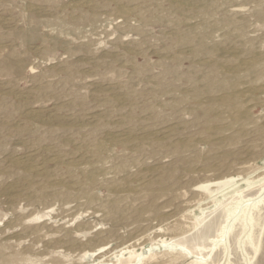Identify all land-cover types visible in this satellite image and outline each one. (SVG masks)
I'll list each match as a JSON object with an SVG mask.
<instances>
[{"label":"rangeland","instance_id":"1","mask_svg":"<svg viewBox=\"0 0 264 264\" xmlns=\"http://www.w3.org/2000/svg\"><path fill=\"white\" fill-rule=\"evenodd\" d=\"M11 1L0 0V264H88L85 251L138 246L159 228L182 241L187 210L206 199L210 214L227 193L197 186L264 176V94L251 91L264 86V0ZM233 92L245 123L223 103ZM253 242L242 253L230 238L231 264H263Z\"/></svg>","mask_w":264,"mask_h":264},{"label":"bare ground","instance_id":"2","mask_svg":"<svg viewBox=\"0 0 264 264\" xmlns=\"http://www.w3.org/2000/svg\"><path fill=\"white\" fill-rule=\"evenodd\" d=\"M34 1V0H33ZM92 1V0H91ZM13 2V0L11 1ZM36 3V2H35ZM95 3V2H94ZM72 7V6H71ZM99 7V6H98ZM27 8V7H26ZM40 9V7H39ZM45 9V8H44ZM48 9V8H46ZM93 9V8H92ZM240 9V8H239ZM243 9V8H242ZM234 9H231V11ZM11 11V9H10ZM9 11V12H10ZM28 11V9H27ZM236 12V9L234 10ZM232 11V12H234ZM4 12V10H3ZM242 12V11H241ZM244 12V11H243ZM8 14V13H7ZM23 14V13H22ZM21 14V16H22ZM202 14V13H201ZM89 15V14H88ZM146 15V14H145ZM19 16V15H18ZM11 17V16H10ZM139 17V16H138ZM216 17V16H215ZM236 17V16H235ZM8 18V17H7ZM14 18V17H13ZM144 18V17H142ZM9 19V18H8ZM231 19V18H230ZM28 20V19H27ZM127 20V19H126ZM208 20V19H207ZM10 21V20H9ZM30 21V20H29ZM32 21V20H31ZM11 23V22H10ZM31 23V22H29ZM7 24V23H6ZM190 24V23H189ZM215 24V23H214ZM234 24V23H233ZM4 25V24H3ZM18 25V24H17ZM12 26V25H11ZM33 27V25H32ZM31 27V28H32ZM16 29V28H15ZM19 30V29H17ZM25 30V29H24ZM23 30V31H24ZM244 30V29H243ZM245 31V30H244ZM243 31V32H244ZM236 32V31H235ZM238 33V32H237ZM249 33V32H248ZM194 35V34H193ZM235 35V34H234ZM244 35V34H242ZM1 36V35H0ZM225 36V35H224ZM228 36H226L227 38ZM34 38V37H33ZM192 38V37H191ZM225 38V37H224ZM245 39V37H244ZM243 41V40H241ZM252 41V40H251ZM247 43V41H245ZM234 43V42H233ZM122 44V43H121ZM227 44V43H226ZM259 44V43H258ZM45 45V44H44ZM43 45V46H44ZM180 45V44H179ZM247 45V44H246ZM251 45V44H250ZM42 46V45H41ZM243 47V46H242ZM169 48V47H168ZM198 48V47H197ZM40 49V48H39ZM195 49V48H194ZM228 49V47H227ZM252 50V48H251ZM165 52V51H164ZM258 52V50H257ZM243 53V52H242ZM13 54V53H12ZM187 54V53H186ZM197 54V53H196ZM118 56V55H117ZM182 55H179V57ZM208 56V55H207ZM250 56V55H249ZM262 56V55H261ZM183 57V56H182ZM201 57V56H200ZM21 58V57H20ZM175 58V57H174ZM184 59V58H183ZM223 60V59H222ZM186 61V60H185ZM204 61V60H203ZM220 61V60H219ZM229 61V60H228ZM214 62V61H213ZM250 62V61H248ZM247 62V63H248ZM1 63V62H0ZM221 64V63H220ZM231 64V63H230ZM3 65V63H2ZM222 65V64H221ZM249 66V65H248ZM136 68V67H135ZM249 68V67H248ZM247 68V71H248ZM211 69V68H210ZM244 69V68H243ZM250 69V68H249ZM201 70V69H198ZM204 70V69H203ZM32 71V70H31ZM238 71V70H237ZM190 72V71H189ZM249 72V71H248ZM34 73V72H33ZM169 73V72H168ZM247 73V72H245ZM170 74V73H169ZM249 74V73H247ZM33 75V74H32ZM139 75V73H138ZM141 75V74H140ZM249 76V75H247ZM166 78V77H165ZM193 78V77H192ZM205 78V77H204ZM180 79V78H179ZM208 79V78H207ZM248 79V78H246ZM166 80V79H164ZM177 80V79H176ZM239 80V79H238ZM253 80V79H252ZM262 80V79H261ZM160 81V80H159ZM167 81V80H166ZM223 81V80H222ZM243 81V80H242ZM254 81V80H253ZM158 82V81H157ZM164 82V81H163ZM178 82V80H177ZM245 83V82H244ZM254 83H256L254 81ZM119 84V83H118ZM179 84V83H178ZM213 84V83H212ZM115 85V84H114ZM117 85V84H116ZM122 85V84H121ZM163 85V84H162ZM238 85V84H237ZM118 86V85H117ZM227 86V85H226ZM240 86V85H239ZM252 86V85H251ZM256 86V85H255ZM6 87V86H5ZM155 87V86H154ZM229 87V86H228ZM159 88V87H158ZM14 89V88H13ZM121 89V88H120ZM161 89V88H159ZM223 90V89H222ZM13 91V90H12ZM20 91V90H19ZM160 91V90H159ZM251 91H253L254 93H258V94H264V86H259L256 88L251 89ZM22 92V91H21ZM20 92V94H21ZM122 92V91H121ZM133 92V91H132ZM249 92V91H248ZM19 93V92H17ZM30 93V92H29ZM123 93V92H122ZM150 93V92H149ZM155 93V92H154ZM39 94V93H38ZM127 94V93H126ZM196 94V93H195ZM23 95V94H22ZM16 96V94H15ZM21 96V95H20ZM123 97V96H122ZM264 97V96H263ZM127 98V97H126ZM149 98V96H148ZM176 98V97H175ZM129 100V99H128ZM132 100V99H131ZM177 101V100H176ZM20 102V101H19ZM25 102V101H24ZM23 102V103H24ZM73 102V101H72ZM171 102V101H170ZM22 103V104H23ZM130 103V102H128ZM223 103L224 105H227L229 107L235 108L236 112L231 111V113L233 112V114H235V122H241V123H245V120H248V108L247 105L243 104V93L242 92H233V95L231 97H227L223 99ZM237 104V105H236ZM138 105V104H137ZM151 105V104H150ZM164 105V104H163ZM235 105V106H234ZM167 106V104H166ZM23 107V106H22ZM163 107V106H162ZM175 107V106H174ZM173 107V108H174ZM197 107V106H196ZM24 108V107H23ZM63 108V107H62ZM171 108V107H170ZM32 109V108H31ZM59 109V108H58ZM141 109V108H140ZM154 109V108H153ZM176 109V107H175ZM40 110V109H39ZM138 110V109H136ZM151 110V109H150ZM178 110V109H177ZM209 112L212 111V108L208 109ZM38 111V110H37ZM51 111V110H49ZM48 111V112H49ZM57 111V110H56ZM106 111V110H105ZM108 111V110H107ZM152 111V110H151ZM229 111V112H230ZM1 112V111H0ZM116 112V111H115ZM123 112V111H122ZM193 112V111H192ZM252 112V111H251ZM250 112V113H251ZM262 112V111H261ZM42 113V112H41ZM46 113V112H45ZM52 113V112H51ZM55 113V112H54ZM53 114V113H52ZM117 114V113H116ZM106 115V114H103ZM157 115V114H156ZM233 116V115H232ZM52 117V116H51ZM58 117V115H57ZM126 117V116H125ZM132 118V117H131ZM136 118V117H135ZM208 118V117H207ZM232 118V117H231ZM53 119V118H52ZM100 119V118H99ZM35 120V119H34ZM260 120V119H259ZM102 121V120H101ZM202 121V120H201ZM58 122V121H57ZM62 122V121H61ZM60 122V124H61ZM64 122V121H63ZM124 122V121H123ZM134 122V121H133ZM155 122V121H154ZM224 122V121H223ZM255 122V121H254ZM34 123V122H33ZM32 123V124H33ZM59 123V122H58ZM65 123V122H64ZM132 122H130L131 124ZM97 124V123H96ZM102 124V123H101ZM182 124V123H181ZM226 124V123H225ZM249 124V123H248ZM260 124V123H259ZM103 125V124H102ZM239 125V124H238ZM36 126V125H35ZM247 126V124H246ZM257 126V123H256ZM263 126V125H262ZM155 127V126H154ZM186 129V127H185ZM223 129V127H222ZM262 129V127H261ZM132 130V129H131ZM175 130V129H174ZM210 131H212L213 129L210 128ZM234 130V129H233ZM243 130V127H242ZM91 131V130H90ZM161 131V130H160ZM235 131V130H234ZM97 132V131H96ZM259 132V131H258ZM45 133V132H44ZM85 133V132H84ZM93 133V132H92ZM148 133V132H147ZM157 133V131H156ZM261 133V131H260ZM162 134V133H161ZM169 134V133H168ZM184 134V133H183ZM240 134V133H239ZM247 134V133H246ZM263 134V133H262ZM75 135V134H74ZM88 135V134H87ZM185 135V134H184ZM224 135V134H223ZM66 136V135H65ZM89 136V135H88ZM133 136V135H132ZM194 136V135H193ZM233 136V135H232ZM231 136V137H232ZM236 136V135H235ZM83 137H85V135H83ZM237 137V136H236ZM235 137V138H236ZM79 138V137H78ZM81 138V137H80ZM96 138V136H95ZM216 138V137H215ZM233 138V137H232ZM238 138V137H237ZM87 138H85L84 140H86ZM91 139V138H89ZM123 139V138H122ZM196 139V138H195ZM214 139V138H213ZM234 139V138H233ZM37 140V139H36ZM44 140V138H43ZM82 140V139H81ZM109 140V139H108ZM181 140V139H180ZM206 140V139H205ZM71 141V140H70ZM33 142V140H32ZM38 142V141H37ZM41 142V139H40ZM77 142V141H76ZM84 143V142H83ZM117 143V142H115ZM52 144V143H51ZM153 144V143H152ZM179 144V143H178ZM41 145V144H40ZM47 145V144H46ZM84 145V144H83ZM96 145V143H95ZM103 145L104 144H98L96 146V152L99 154L102 149H103ZM35 146V145H34ZM38 146V145H37ZM92 146V145H91ZM142 146V145H141ZM155 146V145H154ZM56 147V146H55ZM62 147V146H61ZM125 147V146H124ZM211 147V146H210ZM224 147V146H223ZM31 148V147H30ZM35 148V147H34ZM40 148V146H39ZM52 148V147H51ZM141 148V147H140ZM42 149V147H41ZM59 149V148H58ZM34 150V149H32ZM52 150V149H51ZM55 151L56 148L54 149ZM218 150V149H217ZM41 151V150H40ZM90 151V150H89ZM190 151V150H189ZM217 152V151H216ZM220 152V151H219ZM43 153V151H42ZM41 153V154H42ZM54 153V151H53ZM57 153V152H56ZM71 153V152H70ZM63 154V153H62ZM67 154V153H66ZM194 154V153H193ZM213 154V153H212ZM32 155V154H31ZM60 155V154H59ZM70 155V154H69ZM123 155V154H122ZM196 155V154H195ZM227 155V154H226ZM28 156V155H27ZM108 156V155H107ZM209 156V155H207ZM219 156V155H218ZM19 157V156H18ZM60 157V156H59ZM59 157L57 159H59ZM71 157V155H70ZM110 157V156H108ZM107 157V158H108ZM223 157V156H222ZM48 158V157H47ZM52 158V157H51ZM72 158V157H71ZM201 158V157H200ZM206 158V157H205ZM216 158V156H215ZM227 158V157H226ZM221 159V158H220ZM224 159V158H223ZM60 160V159H59ZM76 160V159H74ZM109 160V159H108ZM123 160V159H122ZM139 160V159H138ZM205 160V159H204ZM15 161V160H14ZM62 161V160H61ZM64 161V160H63ZM78 161V160H76ZM192 161V160H191ZM208 161V160H207ZM69 162V161H68ZM140 162V161H139ZM193 162V161H192ZM118 163V162H117ZM143 163V162H142ZM195 164H197L196 162H193ZM227 163V161H226ZM70 164V162H69ZM76 164V162H75ZM89 164V163H88ZM127 164V163H126ZM247 164V163H246ZM72 165V164H71ZM104 165V164H103ZM136 165V164H135ZM204 165V163H203ZM223 165V164H222ZM249 165V164H248ZM254 165V164H253ZM33 166V165H32ZM119 166V165H118ZM127 166V165H126ZM197 166V165H196ZM256 166V164H255ZM103 168V167H102ZM162 168V167H161ZM247 168V167H246ZM20 169V168H19ZM39 169V168H38ZM72 169V168H71ZM239 169V168H238ZM244 169V166L243 168ZM241 167L239 170H242ZM248 169V168H247ZM104 170V169H103ZM102 170V171H103ZM111 170V169H110ZM118 170V169H117ZM116 170V171H117ZM132 170V169H131ZM163 170V169H162ZM249 170V169H248ZM252 170V169H251ZM250 170V171H251ZM261 170L260 168H257L256 170H252L253 173H250L247 177H241L240 175H227V176H223L221 178H218L214 181H208L205 183L200 184L199 189L204 190L205 192H209L211 191L210 188L215 186V188L217 187V189H219L218 191L221 192L220 194H222L223 192L225 193L227 191V193H223L224 195H221L220 199H217L215 201H213V208L214 210L210 213V214H206L205 212L207 210L211 211L210 209H206L204 207H202V203L203 201H206V199H203L202 202L200 201L198 203V205L196 206V209L192 208L190 210H187V213L191 216L190 219L192 221V223H188L190 224V226L187 228L188 230L183 232V234L181 235H185L187 236V233H189L191 236L190 237H186V238H181L182 241H174V240H167V239H159L163 237L162 234V228H159L155 231L154 236H151L153 238H150V242H144L140 243L137 245H132V246H123L122 248H115V249H108V246H102L100 248H98L97 250L94 251H85L81 256V260L84 263V260H86V258H90L92 259L91 262H88V264H176L177 262H179L181 259H186V260H190V262L188 264H214L217 262V260L215 259V257H219L220 255L224 256L225 259H227L226 263L224 262V264H231V262L229 261V257L232 255L230 253V250L232 248V246L230 245V238L232 237H237L238 240V249L240 250V252H244V246L250 242L251 240H256V242L251 243L252 244V250H253V260H256V258L260 255H264V250L262 248V240H261V236L264 235V184L259 188L258 190H255V185L257 184V180H255L254 178L256 177H260V175H257L255 177H252L253 175H255L257 172H259ZM35 171V170H34ZM264 171V170H262ZM166 172V171H165ZM169 172V171H168ZM52 173V172H51ZM62 173V172H61ZM109 173V172H107ZM115 173V172H114ZM156 173V172H155ZM171 174V173H170ZM259 174V173H258ZM76 175V174H75ZM107 175V174H105ZM162 175V174H161ZM86 176V175H85ZM97 176V175H96ZM132 176V175H131ZM165 176V175H163ZM169 176V175H168ZM167 176V177H168ZM244 176V175H243ZM263 176V175H262ZM55 177V176H54ZM57 177V176H56ZM59 177V176H58ZM264 177V176H263ZM43 178V177H42ZM137 178V177H136ZM63 179V178H61ZM151 179V178H150ZM260 179V178H257ZM158 180V179H157ZM264 180L263 179H260ZM20 181V180H19ZM64 181V180H63ZM86 181V180H85ZM58 182V181H57ZM66 181H64L65 183ZM130 182V181H129ZM145 182V181H144ZM49 183V182H47ZM67 183V182H66ZM89 183V182H88ZM154 183V182H153ZM160 183V182H159ZM164 183V182H163ZM58 184V183H56ZM259 184V183H258ZM55 185V184H54ZM150 185V182H149ZM148 185V186H149ZM58 186V185H57ZM114 186V185H113ZM123 186V185H122ZM124 187V186H123ZM144 187V186H143ZM196 187V188H197ZM148 188V187H147ZM30 189V188H29ZM33 189V188H32ZM121 189V188H120ZM131 189V188H130ZM129 189V190H130ZM212 189V188H211ZM216 190V189H215ZM10 191V190H9ZM43 191V190H42ZM51 191V190H50ZM55 191V190H54ZM95 191V190H93ZM138 191V190H137ZM217 191V190H216ZM215 192V191H214ZM218 192V193H219ZM33 193V192H32ZM185 193V192H184ZM216 193V192H215ZM34 194V193H33ZM92 194V193H90ZM218 194V195H220ZM88 195V194H87ZM94 195V194H93ZM46 196V195H45ZM217 196V195H215ZM93 197V196H92ZM210 197V196H209ZM218 197V196H217ZM38 198V197H37ZM95 198V197H94ZM201 198V197H200ZM90 201V200H89ZM108 201V200H107ZM92 202V201H91ZM111 202V201H110ZM114 202V200L112 201V203ZM185 202V201H184ZM212 203V202H211ZM114 204H116L114 202ZM207 205V204H206ZM51 207V206H50ZM55 208V207H54ZM23 209V208H22ZM21 209V210H22ZM45 210V209H44ZM50 210V209H49ZM52 210V209H51ZM66 211V210H65ZM69 211V210H68ZM108 211V210H107ZM198 211V213H197ZM109 212V211H108ZM186 213V212H185ZM186 213V214H187ZM16 214V213H15ZM20 214V213H19ZM23 213H21L22 215ZM26 214V213H25ZM47 214V212H46ZM51 214V213H50ZM57 214V213H56ZM61 214V213H60ZM20 215V216H21ZM86 215V214H85ZM33 216V215H32ZM41 216V215H40ZM38 216V218L40 217ZM44 215H42L43 218ZM56 216V215H55ZM80 216V214H79ZM82 216V215H81ZM183 216V215H182ZM185 216V215H184ZM183 216V217H184ZM37 217V216H36ZM46 217V216H45ZM49 217V215L47 216ZM54 217V216H53ZM77 217V216H76ZM26 218V217H25ZM87 218V217H86ZM61 219V218H60ZM81 219V218H80ZM225 220L223 222L219 223V227L217 228V222L220 220ZM7 220V219H5ZM39 220V219H38ZM68 220V219H67ZM72 220V219H71ZM77 220V218H76ZM179 220V219H177ZM14 221V219H13ZM58 221V220H56ZM180 221V220H179ZM261 221H263V223H260ZM20 222V221H19ZM44 222V221H43ZM79 222V221H78ZM177 222V221H176ZM188 222V221H187ZM14 223V222H12ZM27 223V222H26ZM52 223V222H51ZM56 223V222H55ZM72 223V221H71ZM77 223V222H76ZM85 223V222H84ZM179 223V222H178ZM43 224V223H42ZM54 224V223H53ZM61 224V223H60ZM59 224V225H60ZM177 224V223H175ZM40 225V224H39ZM46 225V224H44ZM50 225V224H49ZM48 225V226H49ZM72 225V224H71ZM75 225V224H74ZM183 225V224H182ZM186 225V224H185ZM26 226V225H25ZM32 226V225H30ZM37 226V225H36ZM178 227H180V223L179 225H177ZM24 227V226H23ZM33 227V226H32ZM56 227V226H55ZM63 227V226H62ZM158 227V226H157ZM31 228V227H29ZM28 228V229H29ZM51 228V227H50ZM53 228V227H52ZM67 228V227H66ZM87 228V227H86ZM91 228V227H90ZM174 228V227H173ZM40 229V228H39ZM42 229V228H41ZM56 229V228H54ZM69 229V228H68ZM78 229V228H77ZM155 229V228H154ZM153 229V230H154ZM185 229V226H184ZM21 230V229H20ZM25 230V229H24ZM48 230V229H47ZM180 230V229H179ZM216 230V235L214 237H211V233L214 232ZM28 231V230H27ZM56 231H58L56 229ZM95 231V230H94ZM92 231V232H94ZM30 232V231H29ZM40 232V231H39ZM52 232V231H50ZM49 232V233H50ZM68 232V231H67ZM80 232V231H78ZM102 232V231H101ZM111 232V231H110ZM8 233V232H6ZM23 233V232H22ZM21 233V234H22ZM59 233V232H58ZM89 233V232H88ZM5 234V233H4ZM17 234V233H16ZM31 234V233H30ZM34 234V233H33ZM53 234V232H52ZM93 235V233H91ZM103 234V233H102ZM112 234V233H111ZM152 234V233H151ZM8 235V234H6ZM18 235V234H17ZM36 235V234H34ZM40 236V234H38ZM83 235V234H82ZM87 235V233L85 234ZM140 235V234H139ZM79 236V235H77ZM147 236V235H146ZM149 236V234H148ZM48 237V236H47ZM72 237V236H71ZM84 237V235L82 236ZM104 237V236H102ZM182 237V236H181ZM38 238V237H36ZM70 238V237H69ZM87 238V237H86ZM93 238V237H92ZM110 238V236H109ZM108 238V239H109ZM147 238V237H146ZM27 239V238H26ZM49 239V238H48ZM60 239V237L58 238ZM63 239V238H62ZM75 239V238H74ZM90 239V238H89ZM138 239V238H137ZM51 240V239H50ZM48 240V241H50ZM70 240V239H68ZM106 240V239H105ZM139 240V239H138ZM146 240V239H145ZM160 240V241H159ZM45 241V240H44ZM47 241V242H48ZM65 241V240H64ZM108 241V240H107ZM262 241V242H261ZM20 242V241H19ZM23 242V241H21ZM25 242V241H24ZM46 242V241H45ZM66 242V241H65ZM68 242V241H67ZM81 242V241H80ZM85 242V241H84ZM139 243V241H137ZM142 242V241H141ZM9 243V242H8ZM13 243V242H12ZM29 243V242H28ZM135 243V242H134ZM148 243V244H147ZM210 243V244H208ZM11 244V243H9ZM24 244V243H22ZM51 244V243H50ZM83 244V243H81ZM120 244V243H119ZM13 245V244H12ZM15 245V244H14ZM20 245V244H19ZM17 245V246H19ZM33 245V243H32ZM45 245V244H44ZM148 245V246H146ZM249 245V244H247ZM58 246V244H57ZM67 246V245H65ZM49 247V246H47ZM40 248V247H39ZM36 248V249H39ZM42 248V247H41ZM63 248V247H62ZM87 248V247H86ZM90 248V247H89ZM87 248V249H89ZM11 249V247H10ZM35 249V250H36ZM159 250L157 252V250ZM3 250V248H2ZM18 250V249H16ZM27 250V249H26ZM31 250H33L31 248ZM40 250V249H39ZM59 250V249H58ZM65 250V248H64ZM236 250V249H235ZM9 251V250H8ZM19 251V250H18ZM21 251V250H20ZM24 251V250H23ZM29 251V250H28ZM13 252V251H12ZM34 252V251H33ZM60 252V251H59ZM70 252V251H69ZM237 252V250H236ZM5 253V252H4ZM21 253V252H20ZM23 253V252H22ZM31 253V252H28ZM47 253V252H46ZM45 253V254H46ZM58 253V252H57ZM71 253V252H70ZM26 254V253H25ZM37 254V253H35ZM43 254V253H42ZM4 255V254H3ZM9 255V254H8ZM20 255V254H19ZM71 255V254H69ZM76 255V254H75ZM216 255V256H215ZM262 255V256H263ZM22 256V255H21ZM20 256V257H21ZM43 256V255H41ZM52 256V255H50ZM55 256V254H54ZM236 256V255H235ZM15 257V256H14ZM13 257V258H14ZM18 257V256H17ZM30 257V256H28ZM60 257V256H59ZM163 257H168L167 260H162ZM239 257V256H238ZM244 257V255H243ZM12 258V257H11ZM10 259V261L13 259ZM22 258V257H21ZM20 258V260H21ZM24 258V257H23ZM27 259V257H25ZM45 258V257H44ZM47 258V257H46ZM50 258V257H48ZM53 257H51L52 259ZM57 258V257H55ZM62 258V257H61ZM60 258V259H61ZM65 258V257H64ZM70 258V257H69ZM74 258V257H73ZM8 259V260H9ZM19 259V258H18ZM40 259V258H38ZM43 259V258H41ZM71 259V258H70ZM75 259V258H74ZM94 259V260H93ZM216 261H215V260ZM261 259L258 257V260ZM2 260V259H1ZM30 260V259H28ZM37 260V259H35ZM66 260V258H65ZM73 261V259H71ZM80 260V261H81ZM248 260V259H247ZM264 260V257H263ZM15 261V260H14ZM13 261V262H14ZM34 261V259L32 260ZM39 261V260H38ZM49 261V260H48ZM47 261V262H48ZM54 261V260H53ZM57 261V260H56ZM71 261V262H72ZM78 261V260H77ZM246 261V260H245ZM261 261V260H259ZM27 262V260H26ZM29 262V261H28ZM27 262V264H28ZM31 262V261H30ZM51 262V261H50ZM59 262V261H57ZM56 262V263H57ZM62 262V261H61ZM65 262V261H64ZM63 262V263H64ZM69 264L70 261H67ZM86 262V261H85ZM182 262V261H181ZM188 262V261H187ZM244 262V261H243ZM264 262V261H263ZM12 263V262H11ZM10 263V264H11ZM23 263L25 264L24 260ZM42 263V262H41ZM44 263V262H43ZM53 263V262H51ZM79 263V262H78ZM81 263V262H80ZM79 263V264H80ZM87 263V262H86ZM183 263V262H182ZM185 263V262H184ZM219 263V262H218ZM221 263V262H220ZM6 264V263H5ZM15 264V263H14ZM21 264V262H20ZM34 264V263H32ZM36 264V263H35ZM49 264V262H48ZM55 264V263H54ZM73 264V262H72ZM178 264V263H177ZM245 264H251V262L247 263L245 262ZM254 264V262H253ZM264 264V263H263Z\"/></svg>","mask_w":264,"mask_h":264}]
</instances>
